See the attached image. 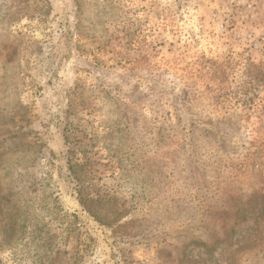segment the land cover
<instances>
[{"label":"rangeland","instance_id":"obj_1","mask_svg":"<svg viewBox=\"0 0 264 264\" xmlns=\"http://www.w3.org/2000/svg\"><path fill=\"white\" fill-rule=\"evenodd\" d=\"M0 264H264V0H0Z\"/></svg>","mask_w":264,"mask_h":264},{"label":"built area","instance_id":"obj_2","mask_svg":"<svg viewBox=\"0 0 264 264\" xmlns=\"http://www.w3.org/2000/svg\"><path fill=\"white\" fill-rule=\"evenodd\" d=\"M244 3V2H243Z\"/></svg>","mask_w":264,"mask_h":264}]
</instances>
